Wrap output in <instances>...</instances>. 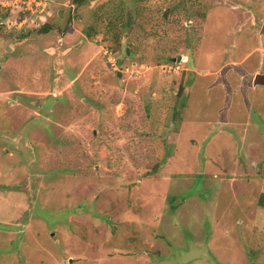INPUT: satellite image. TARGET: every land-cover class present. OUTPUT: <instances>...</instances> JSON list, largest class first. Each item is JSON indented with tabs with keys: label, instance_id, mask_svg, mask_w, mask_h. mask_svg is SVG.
<instances>
[{
	"label": "rangeland",
	"instance_id": "374dc122",
	"mask_svg": "<svg viewBox=\"0 0 264 264\" xmlns=\"http://www.w3.org/2000/svg\"><path fill=\"white\" fill-rule=\"evenodd\" d=\"M262 191L264 0H0V264H264Z\"/></svg>",
	"mask_w": 264,
	"mask_h": 264
},
{
	"label": "trees",
	"instance_id": "16d2710c",
	"mask_svg": "<svg viewBox=\"0 0 264 264\" xmlns=\"http://www.w3.org/2000/svg\"><path fill=\"white\" fill-rule=\"evenodd\" d=\"M78 3L82 2V0H76ZM257 203L259 206H264V191H262L259 196H258V200Z\"/></svg>",
	"mask_w": 264,
	"mask_h": 264
},
{
	"label": "built area",
	"instance_id": "2783aa9c",
	"mask_svg": "<svg viewBox=\"0 0 264 264\" xmlns=\"http://www.w3.org/2000/svg\"><path fill=\"white\" fill-rule=\"evenodd\" d=\"M44 5H45V3H42V2H40V3L37 2V3H36V6H37V7L41 6V10L44 9ZM37 10H38V9H37Z\"/></svg>",
	"mask_w": 264,
	"mask_h": 264
},
{
	"label": "water",
	"instance_id": "95a60500",
	"mask_svg": "<svg viewBox=\"0 0 264 264\" xmlns=\"http://www.w3.org/2000/svg\"><path fill=\"white\" fill-rule=\"evenodd\" d=\"M181 58V57H180ZM179 59V58H178Z\"/></svg>",
	"mask_w": 264,
	"mask_h": 264
}]
</instances>
